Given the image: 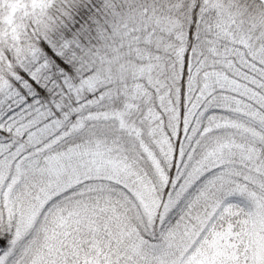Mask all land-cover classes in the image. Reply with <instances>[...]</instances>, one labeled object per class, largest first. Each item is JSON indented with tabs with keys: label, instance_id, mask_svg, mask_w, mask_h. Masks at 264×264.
<instances>
[{
	"label": "snow or ice",
	"instance_id": "obj_1",
	"mask_svg": "<svg viewBox=\"0 0 264 264\" xmlns=\"http://www.w3.org/2000/svg\"><path fill=\"white\" fill-rule=\"evenodd\" d=\"M0 264H264V0H0Z\"/></svg>",
	"mask_w": 264,
	"mask_h": 264
}]
</instances>
